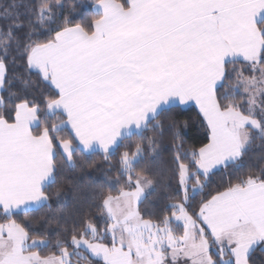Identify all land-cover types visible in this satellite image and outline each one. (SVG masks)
<instances>
[{
    "label": "snow or ice",
    "instance_id": "obj_1",
    "mask_svg": "<svg viewBox=\"0 0 264 264\" xmlns=\"http://www.w3.org/2000/svg\"><path fill=\"white\" fill-rule=\"evenodd\" d=\"M82 4L0 3V264H254L264 0Z\"/></svg>",
    "mask_w": 264,
    "mask_h": 264
},
{
    "label": "trees",
    "instance_id": "obj_2",
    "mask_svg": "<svg viewBox=\"0 0 264 264\" xmlns=\"http://www.w3.org/2000/svg\"><path fill=\"white\" fill-rule=\"evenodd\" d=\"M7 0H0V3H6ZM91 2L92 0H83V4L81 5L79 16L76 18H80L84 15H91L92 9H91ZM196 109L194 107H186L184 109V115L183 119H188L189 121V127L186 130V139L190 144H199L203 139V128L202 126L197 122L196 119ZM259 149L254 148L250 153L249 157L253 156L254 154H258ZM167 155V153H166ZM97 160H102V157H93ZM248 162V158L246 157L245 163ZM107 167L106 164L101 163V166L99 169L95 171H91L90 177H85L84 180L88 179H94L97 183H100L104 178V169ZM220 173H217L216 176L212 178L211 183L209 184L208 190L212 191L216 184L219 181ZM84 181H81L83 183ZM68 201V208L71 209L74 206V202L72 200V194L71 192L68 193L66 197ZM92 202V196L89 194L86 198V202L80 206L81 211H87L88 205ZM95 211V209H92ZM253 262L254 264H264V254H262L259 250L254 254L253 256Z\"/></svg>",
    "mask_w": 264,
    "mask_h": 264
}]
</instances>
